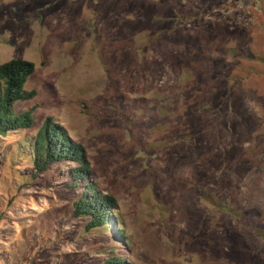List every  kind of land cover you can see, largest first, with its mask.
<instances>
[{
	"label": "rangeland",
	"instance_id": "374dc122",
	"mask_svg": "<svg viewBox=\"0 0 264 264\" xmlns=\"http://www.w3.org/2000/svg\"><path fill=\"white\" fill-rule=\"evenodd\" d=\"M12 60L36 97L0 137V264H264V0H0ZM47 118L115 199L106 226L73 217L75 164L33 178Z\"/></svg>",
	"mask_w": 264,
	"mask_h": 264
},
{
	"label": "trees",
	"instance_id": "16d2710c",
	"mask_svg": "<svg viewBox=\"0 0 264 264\" xmlns=\"http://www.w3.org/2000/svg\"><path fill=\"white\" fill-rule=\"evenodd\" d=\"M34 73V64L24 60H12L0 65V137L33 127L34 110L16 115L13 106L18 102L36 97V92L26 93L24 91L26 83ZM32 155V165L35 170L34 179L53 165L63 162L75 164L76 168L72 172L74 183L70 188L78 189L80 183L84 182L85 191L73 205V217L89 219L85 227L86 231L107 225L110 213L116 208L115 199L110 195L101 194L88 183L87 179L92 175V171L83 147L73 143L69 135L54 124L50 118L43 122L35 135ZM110 222L117 225L116 216ZM124 233V230L119 229L121 238ZM109 263L126 264L119 258H115Z\"/></svg>",
	"mask_w": 264,
	"mask_h": 264
}]
</instances>
